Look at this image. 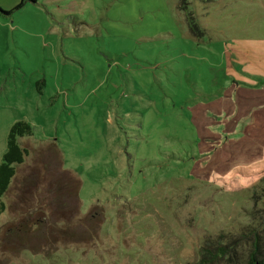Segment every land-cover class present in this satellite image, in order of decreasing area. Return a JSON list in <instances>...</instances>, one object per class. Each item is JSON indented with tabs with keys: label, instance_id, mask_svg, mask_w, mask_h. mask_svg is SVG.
<instances>
[{
	"label": "rangeland",
	"instance_id": "rangeland-1",
	"mask_svg": "<svg viewBox=\"0 0 264 264\" xmlns=\"http://www.w3.org/2000/svg\"><path fill=\"white\" fill-rule=\"evenodd\" d=\"M19 1L0 0V162L14 122L32 134L0 239L22 218L103 217L91 240L0 264H192L220 232L238 264L255 234L264 252V150L242 131L264 106V0Z\"/></svg>",
	"mask_w": 264,
	"mask_h": 264
},
{
	"label": "trees",
	"instance_id": "trees-1",
	"mask_svg": "<svg viewBox=\"0 0 264 264\" xmlns=\"http://www.w3.org/2000/svg\"><path fill=\"white\" fill-rule=\"evenodd\" d=\"M36 3L37 0H20L15 6L18 9L25 2ZM186 11L185 7H182ZM9 13L8 11H3ZM187 23L190 31L195 35L199 33V25L192 16L187 15ZM32 134L31 125L25 120L14 122L9 129L6 142V151L2 155L0 162V212L5 209L1 197L7 192L12 179L16 174V164H22L28 155V150L20 146L17 142L18 137L30 136ZM206 175V173H205ZM78 207V203L75 205ZM60 210V202L58 203ZM103 209L98 204L90 206L86 214L82 216H69L66 221L75 218L77 223L74 226L67 225L65 228L58 227L55 231L45 226V220L37 219L34 223L27 218H22L2 229L3 240L0 239V248H8L10 251H22L39 249L41 244H54L56 242H85L92 238V232H96V225L102 221ZM31 223V224H30ZM1 236V235H0ZM237 236L228 235L220 232L215 236H208L204 239L197 251V260L192 264H238L239 241ZM252 246L245 254L240 264H264V252L260 250L258 238L252 237ZM50 247V246H49ZM49 247L45 248L48 249Z\"/></svg>",
	"mask_w": 264,
	"mask_h": 264
},
{
	"label": "crops",
	"instance_id": "crops-1",
	"mask_svg": "<svg viewBox=\"0 0 264 264\" xmlns=\"http://www.w3.org/2000/svg\"><path fill=\"white\" fill-rule=\"evenodd\" d=\"M257 90L261 91L260 89ZM247 119L248 120L243 124L242 131L247 130L251 125V128L253 127L252 130L254 131L252 137L255 139V142L259 147L263 146L262 148L264 150V106L258 105L251 108ZM230 137L231 136H228L225 141L231 140Z\"/></svg>",
	"mask_w": 264,
	"mask_h": 264
}]
</instances>
